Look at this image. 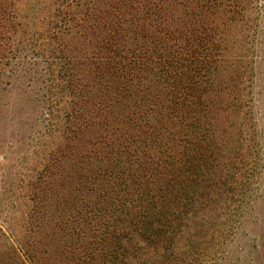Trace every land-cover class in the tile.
<instances>
[{
  "label": "trees",
  "instance_id": "trees-1",
  "mask_svg": "<svg viewBox=\"0 0 264 264\" xmlns=\"http://www.w3.org/2000/svg\"><path fill=\"white\" fill-rule=\"evenodd\" d=\"M246 15L244 0H0V90L27 77L24 122L41 127L0 264L220 263L251 163Z\"/></svg>",
  "mask_w": 264,
  "mask_h": 264
},
{
  "label": "rangeland",
  "instance_id": "rangeland-1",
  "mask_svg": "<svg viewBox=\"0 0 264 264\" xmlns=\"http://www.w3.org/2000/svg\"><path fill=\"white\" fill-rule=\"evenodd\" d=\"M244 1L247 18L236 49L241 56L239 76L247 85L244 132L251 163L242 184L246 198L239 227L219 264H264V0ZM28 83L18 72L0 90V227L5 233V216L14 211L13 200H21L35 165L30 135L41 128L37 121L24 122L29 109L25 99L36 95L33 83ZM38 112L39 107L32 108V116Z\"/></svg>",
  "mask_w": 264,
  "mask_h": 264
}]
</instances>
